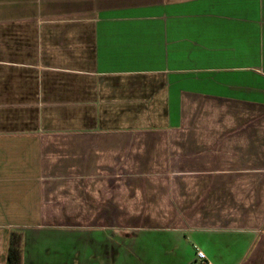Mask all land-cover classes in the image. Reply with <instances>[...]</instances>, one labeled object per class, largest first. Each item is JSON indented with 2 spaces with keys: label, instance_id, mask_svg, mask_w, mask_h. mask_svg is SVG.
Returning <instances> with one entry per match:
<instances>
[{
  "label": "crops",
  "instance_id": "obj_1",
  "mask_svg": "<svg viewBox=\"0 0 264 264\" xmlns=\"http://www.w3.org/2000/svg\"><path fill=\"white\" fill-rule=\"evenodd\" d=\"M264 264V0H0V264Z\"/></svg>",
  "mask_w": 264,
  "mask_h": 264
},
{
  "label": "trees",
  "instance_id": "obj_2",
  "mask_svg": "<svg viewBox=\"0 0 264 264\" xmlns=\"http://www.w3.org/2000/svg\"><path fill=\"white\" fill-rule=\"evenodd\" d=\"M21 241L22 235L14 232L11 236L9 247L10 264H21Z\"/></svg>",
  "mask_w": 264,
  "mask_h": 264
},
{
  "label": "built area",
  "instance_id": "obj_3",
  "mask_svg": "<svg viewBox=\"0 0 264 264\" xmlns=\"http://www.w3.org/2000/svg\"><path fill=\"white\" fill-rule=\"evenodd\" d=\"M195 260L196 264H212L206 253L198 247H195Z\"/></svg>",
  "mask_w": 264,
  "mask_h": 264
}]
</instances>
